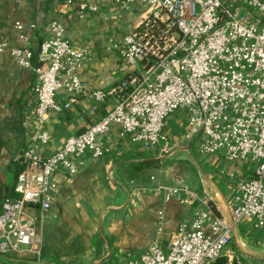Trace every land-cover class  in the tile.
Segmentation results:
<instances>
[{"label":"built area","instance_id":"2783aa9c","mask_svg":"<svg viewBox=\"0 0 264 264\" xmlns=\"http://www.w3.org/2000/svg\"><path fill=\"white\" fill-rule=\"evenodd\" d=\"M59 1L67 7L76 2ZM99 4L140 8L114 45L129 70L105 89L80 78L85 51L69 43L60 20L50 21L36 65L26 45L9 47L0 40V52L8 51L17 66L32 69L36 77L34 126L17 156L23 169L17 173L13 194L1 205L0 255H18L9 257L8 264L24 261L25 255L44 264L36 223L51 208L54 174L64 170L75 175L87 152L105 155L108 148L101 136L112 124L119 126L120 136L168 154L166 119L183 111L185 137L199 153L243 163L249 174L236 178L231 223L209 208L198 210L189 226H178L166 250L154 240L129 264H211L220 257L226 264H255L246 263L228 246L232 224L245 218L264 233V0H77V13H95ZM15 27L25 42L23 25L17 21ZM60 91L64 95L58 97ZM76 103L82 104L90 123L44 156L41 149L51 141L46 130L50 113ZM99 106L106 111L96 118ZM160 188L165 201H190L185 186Z\"/></svg>","mask_w":264,"mask_h":264},{"label":"crops","instance_id":"0c3cea01","mask_svg":"<svg viewBox=\"0 0 264 264\" xmlns=\"http://www.w3.org/2000/svg\"><path fill=\"white\" fill-rule=\"evenodd\" d=\"M76 2L67 7L59 0H0V40L9 47L26 45L32 51L31 63L36 65L39 43L46 36L50 21L60 20L69 43L85 51L80 78L95 88L105 89L124 78L129 70L114 45L130 29L140 8L124 10L112 4H99L95 13L80 17ZM17 21L27 34L25 42L19 39ZM35 79L32 69L17 66L8 51L0 52V211L3 200L13 194L17 173L23 169L17 156L34 126L31 112L35 106ZM57 94L61 97L64 92ZM84 110L81 103H76L71 109L50 113L46 130L51 141L41 149L44 156L51 155L65 138L88 126L91 119ZM97 111L96 118L106 109L99 106ZM184 128L187 129V123L183 111L166 119L165 145L170 153L161 155L157 148L120 136L119 126L112 124L101 136L108 148L105 155L94 157L87 152L75 175L68 176L64 170L55 173L57 186L52 191L51 208L44 220L36 223L42 254L49 244L69 237L80 247L72 258L77 259L75 264H129L154 240L166 250L178 226H189L198 210L209 208L231 223L229 212L236 178L249 172L246 167L240 170L241 163L229 167L227 172L216 164L215 158L203 157L199 152V162H195L188 150L194 142L186 138L179 144L182 134L187 132ZM178 159H191L194 166L187 169L177 165ZM161 185L187 187L191 192L189 203L175 198L165 201ZM252 230L255 234L263 233L253 229L248 218L232 224L234 247L260 259L264 256V244L256 237L247 238L248 247L260 250L253 253L242 247ZM58 235H62L61 240ZM50 264L59 263L51 260Z\"/></svg>","mask_w":264,"mask_h":264},{"label":"rangeland","instance_id":"374dc122","mask_svg":"<svg viewBox=\"0 0 264 264\" xmlns=\"http://www.w3.org/2000/svg\"><path fill=\"white\" fill-rule=\"evenodd\" d=\"M185 130H187L188 132V127L187 129L184 128ZM186 132V133H187ZM185 133V134H186ZM185 134H182L181 136V139H183L179 144H181L185 139ZM179 138V137H178ZM188 150L189 152H191L192 154V157L194 159L195 162H199V158H200V155L198 154V151L197 149L195 148V144H193L191 142V144H189L188 146ZM172 148V147H171ZM198 157H197V156ZM203 157H208L209 159H214V161L216 162V164H220L219 167L224 169L225 171L229 172L230 168L229 167H234L236 165V163L238 162H229V161H226L224 158L222 157H219V156H206L204 155ZM213 157V158H212ZM176 161V164L177 165H181L187 169H190L193 165V162L192 160L190 159H178V160H175ZM203 165V164H202ZM242 166H237L240 168V170L242 169V171H244L246 165L241 163ZM238 168V169H239ZM219 170V169H217ZM251 235L247 236L246 237V240L248 238V240H252L251 237H256L258 240H260V243L264 244V233H261V234H255V232L252 230V233L250 232ZM251 236V237H250ZM57 238H59L61 240L62 238V235H58ZM68 239H64V240H61V242H56V243H51L49 244V248H47V251L46 253H43L41 258H42V261H44L45 263L44 264H50L51 263V260H55L56 262H58L59 264H63L65 262H68L69 264H75V262L77 261V259H72L74 256H77V249L80 248L78 246H75V244L70 240L69 237H67ZM248 240L246 242H242V247L245 248L247 251H251L253 253L257 252L259 249H256V248H249L248 247V244H250V241L248 242ZM244 245V246H243ZM256 247V246H254ZM228 249H236L234 247V242H233V239L231 238V243L229 244L228 246ZM255 249V250H253ZM264 249V248H263ZM50 250V251H49ZM236 254L239 258H241L243 261H245L246 263H252L254 262L255 264H262L264 262V256L262 257H259L260 259H254L250 256V254L248 253H242L240 251H236ZM258 255H262V254H258ZM9 257H12V258H17L18 255L16 254H12V255H9V256H4V255H0V264H8V262L10 261ZM25 258L24 261H11V262H14L15 264H35L34 263V260H35V257L32 256V255H25V256H22ZM255 260V261H254Z\"/></svg>","mask_w":264,"mask_h":264},{"label":"trees","instance_id":"16d2710c","mask_svg":"<svg viewBox=\"0 0 264 264\" xmlns=\"http://www.w3.org/2000/svg\"><path fill=\"white\" fill-rule=\"evenodd\" d=\"M211 264H226L225 263V258L224 257H220L217 260H215L213 263Z\"/></svg>","mask_w":264,"mask_h":264}]
</instances>
